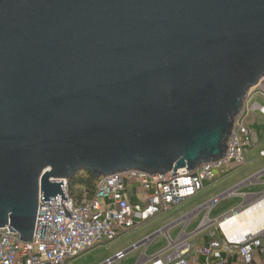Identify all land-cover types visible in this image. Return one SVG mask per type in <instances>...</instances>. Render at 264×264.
Returning <instances> with one entry per match:
<instances>
[{"label":"water","instance_id":"obj_1","mask_svg":"<svg viewBox=\"0 0 264 264\" xmlns=\"http://www.w3.org/2000/svg\"><path fill=\"white\" fill-rule=\"evenodd\" d=\"M263 76L264 0H0V229L32 241L80 171L221 159Z\"/></svg>","mask_w":264,"mask_h":264},{"label":"built area","instance_id":"obj_2","mask_svg":"<svg viewBox=\"0 0 264 264\" xmlns=\"http://www.w3.org/2000/svg\"><path fill=\"white\" fill-rule=\"evenodd\" d=\"M257 96L264 98V76L250 89L245 100L251 101ZM257 109L264 115L263 107L257 106ZM256 146L257 139L249 130L243 110L234 119L224 156L217 161L193 170L185 168L164 175L129 170L101 177L97 180L93 199L79 205L70 197L68 182L63 180L67 202L58 196V201L49 200L48 204H44L39 197L32 241L20 240L19 233L10 226L0 229V264H65L95 246L110 243L123 233L137 229L139 224L189 201L204 189L205 182H214L222 173H231L245 165L250 150ZM260 157H264V151L260 152ZM258 178L255 176L249 183L258 181ZM130 195L137 197L138 201L131 202ZM236 195L237 189H233L226 197ZM245 199L251 200L242 208L234 209L213 223L207 217L201 222L199 233L213 224V230L208 232L207 244L196 243L199 234L189 236L182 232L175 241H170L166 250L150 258L143 256L138 264H264V221L251 222L245 218L244 226L237 223V219L248 211L264 207V192ZM219 201L213 200V208ZM64 208L71 219L66 217ZM206 219L209 225L205 223ZM226 221L231 222L230 227H241L226 233L222 228ZM248 222L251 223L246 227ZM155 238L142 242L145 250ZM128 253H118L114 261H122Z\"/></svg>","mask_w":264,"mask_h":264},{"label":"rangeland","instance_id":"obj_3","mask_svg":"<svg viewBox=\"0 0 264 264\" xmlns=\"http://www.w3.org/2000/svg\"><path fill=\"white\" fill-rule=\"evenodd\" d=\"M256 103L264 107V98L257 96V98L253 100L252 106ZM247 120L255 121V123L252 124V128L259 134L260 140L258 145L253 150H250L245 165L235 169L231 173H222L214 182H205L204 189L191 200L180 203L170 211L158 214L138 225L137 229L123 233L110 243L97 245L78 257L68 260L65 264H105L108 260L115 259L118 253L128 251L134 245L142 243L159 231L174 224L177 220H181L192 211L202 207L205 203L210 201L212 196L213 200H215L233 190L244 181L262 172L264 170V157H260L259 153L261 150H264V115L259 111H252L248 114ZM261 181H264V176H262ZM263 191L264 185H252L240 189L238 194L254 195ZM242 203V197L231 196L220 200L213 209V220L224 216ZM205 213L206 211H202L196 216L191 225L186 229V234L190 235L197 230ZM184 227V223L176 225L169 229L166 234H161L156 237L146 250L144 246H141L129 252L122 261H113L111 264H138L143 256L147 258L155 256L166 250L170 241H175L184 230ZM207 231L209 232V230Z\"/></svg>","mask_w":264,"mask_h":264},{"label":"crops","instance_id":"obj_4","mask_svg":"<svg viewBox=\"0 0 264 264\" xmlns=\"http://www.w3.org/2000/svg\"><path fill=\"white\" fill-rule=\"evenodd\" d=\"M255 98H257V97H255ZM254 98V99H255ZM254 99H252L251 101H248V100H246L245 101V107H244V112H245V114H246V123H247V125H248V127H249V130L253 133V135L256 137V139H257V145H258V143H259V134L254 130V128H252V124H254L255 123V121L254 120H250V121H248L247 120V117H248V114L249 113H251L252 111H254L253 110V108L255 107V111H259L258 109L256 110V107L257 106H259V107H263V106H260L259 104H254L253 106H252V102H253V100ZM264 108V107H263ZM260 112V111H259ZM263 115V114H262ZM261 151H264V150H261ZM259 155H260V153H259ZM264 176V175H263ZM261 179H262V176L260 177L259 176V178H258V181H256V182H252V183H248V184H245V185H243L240 189H242V188H244V187H247V186H252V185H264V181H261ZM247 181V180H246ZM245 182V181H244ZM243 182V183H244ZM242 184V183H241ZM239 186V185H238ZM237 186V187H238ZM237 187H235V188H237ZM234 188V189H235ZM239 189V190H240ZM239 190H237V195L236 196H233V197H242V199H243V203L240 205V206H238L237 208H235V209H240V208H242L245 204H248V202L251 200V199H245V197H247V196H249V195H246V194H238V191ZM264 192V191H263ZM262 193V192H261ZM260 194V193H259ZM198 195V194H197ZM196 195V196H197ZM195 197V196H194ZM193 197V198H194ZM128 198H130V201L131 202H136V201H138V198L137 197H134V196H132V195H130ZM192 199V198H191ZM190 199V200H191ZM219 203V202H218ZM217 203V204H218ZM216 204V205H217ZM216 205L214 206V208L216 207ZM213 196L211 197V199H210V201L209 202H207V203H205L202 207H200V208H198V209H196V210H194V211H192L190 214H188V215H186L185 217H183L181 220H177L176 222H174V224L175 223H177V222H179V221H182L180 224H182V223H184V230L182 231V232H185L186 233V229L191 225V223L193 222V220L196 218V216L199 214V213H201L202 211H206V213H205V215H204V217L201 219V221H200V223H199V225H198V227H197V230L194 232V233H192V234H190L189 236H193V235H197V234H199V236H198V242H196L198 245H204V244H207L208 243V241H209V236L207 235L208 234V231L207 230H209V232H211L212 230H213V224L212 225H210L209 226V229H207V230H205V231H202V232H200L199 233V227H200V224H201V222L207 217V218H209L210 219V221L213 223V221H216V220H218V219H215V220H213V217H212V214H213ZM234 210V209H233ZM233 210H231V211H233ZM230 211V212H231ZM230 212H228L227 214H229ZM227 214H225V215H227ZM224 215V216H225ZM223 217V216H222ZM221 218V217H220ZM207 223H208V225H209V221H208V219H206L205 220ZM174 224H172V225H174ZM140 225V224H139ZM171 226V225H170ZM175 227V226H174ZM167 232H165V233H163V234H166ZM201 241V242H200ZM200 242V243H199ZM203 242V243H202Z\"/></svg>","mask_w":264,"mask_h":264},{"label":"trees","instance_id":"obj_5","mask_svg":"<svg viewBox=\"0 0 264 264\" xmlns=\"http://www.w3.org/2000/svg\"><path fill=\"white\" fill-rule=\"evenodd\" d=\"M96 184L97 179L85 171H80L68 181V193L76 204H83L95 196Z\"/></svg>","mask_w":264,"mask_h":264},{"label":"bare ground","instance_id":"obj_6","mask_svg":"<svg viewBox=\"0 0 264 264\" xmlns=\"http://www.w3.org/2000/svg\"><path fill=\"white\" fill-rule=\"evenodd\" d=\"M245 218H248V221H251V222L252 221H255V220L264 221V207L259 208V209H253L250 212L248 211L245 216H240L237 219V223H239L240 225H243L244 226ZM251 222H248L247 224H245V226L248 227V225ZM205 223H207V222L205 221ZM230 225H231V222L230 223L229 222L227 223V221L222 224V228H223V230L226 233H231L234 230H237V229H239V227H241V226H236V227L233 228V226L230 227Z\"/></svg>","mask_w":264,"mask_h":264}]
</instances>
